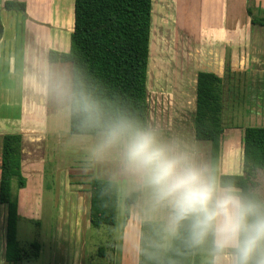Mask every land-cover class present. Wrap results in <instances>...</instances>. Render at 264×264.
<instances>
[{"label": "rangeland", "instance_id": "rangeland-1", "mask_svg": "<svg viewBox=\"0 0 264 264\" xmlns=\"http://www.w3.org/2000/svg\"><path fill=\"white\" fill-rule=\"evenodd\" d=\"M158 14H160L159 11ZM163 15L168 16L166 12ZM167 19L173 20V16L171 18L169 15ZM205 21L203 17V31ZM156 22L157 17L155 16L154 23ZM180 22L184 27L186 26L183 20L180 19ZM71 24H73V19L69 17L64 29ZM165 28L167 30L163 38L158 37V30L155 31V27L150 31L149 46L152 45V48L147 65L148 128L156 131L163 140L178 143L184 150L193 153L199 161L210 167V146L208 143L194 140L191 117L194 107L195 75L197 71L207 68V62H213V60H207L205 54L196 57L195 50L187 52L184 50L185 45L183 47V44L178 42V51L173 50L172 28ZM183 31L182 29V35H184ZM153 37L156 43L153 42ZM260 50L264 52V43ZM243 62L244 59L240 57L239 63ZM250 63V67L253 66L256 69L262 67L257 74H263L262 85L264 86L263 64L254 61ZM66 87L71 88L69 72L64 74L61 95L54 91L52 95L55 97L51 96L49 103L40 113L41 118L48 114L49 121L44 126L46 131L43 134L44 144L37 148L35 154L32 152L33 157L39 163H35L29 169L27 166L23 168L21 161L20 171L24 187L18 189L15 179L11 183V199L18 202L19 197H22L21 208L19 207L22 216L19 214L17 222L19 246L29 257L32 252L30 245H39L38 259L27 260L21 264H57V260L62 257L59 244L62 243V248L66 250H71L77 244L73 242L78 237L73 235L77 227L83 231L81 245L78 243L80 245L78 264H139L142 225L152 223L164 226L166 213L151 206L148 190L141 186L137 177L123 170L118 152H97L95 141L90 145L84 143L90 141L92 137L69 134V106L64 102L62 95ZM254 93L255 90L250 87L246 91L245 98L251 96L250 98L253 99ZM254 96H258L256 102L260 109L256 111L258 114L251 117L242 116L243 114L236 112L230 99L224 98L223 121L226 130L220 149L218 165L220 174H241L243 130L245 127L264 126V89L261 92L258 90V94ZM247 103L250 105L251 102ZM15 113L14 111L13 114ZM63 131H66L65 137L59 134ZM35 155L42 159H38ZM63 168L65 171L69 169L70 178H67ZM64 174L66 177L64 176L63 179ZM86 176L118 183L119 206L115 227L104 226L98 230L89 227V194ZM257 181L259 183L258 193L264 198L263 176L259 175ZM20 190L23 193L18 197ZM133 192H139L140 195L137 203L131 208L129 219L124 223V199ZM5 223L6 209L0 206V255L3 264H6L3 253ZM60 228L68 230V233L57 235ZM174 237L164 232L163 248L165 250L171 246ZM58 238L69 239L68 244L66 241L58 242ZM99 247L103 250L104 257L102 258L98 255ZM200 260V264H207V253H201ZM73 262H75L74 259L70 264Z\"/></svg>", "mask_w": 264, "mask_h": 264}, {"label": "trees", "instance_id": "trees-1", "mask_svg": "<svg viewBox=\"0 0 264 264\" xmlns=\"http://www.w3.org/2000/svg\"><path fill=\"white\" fill-rule=\"evenodd\" d=\"M5 10L25 13L21 3L6 2ZM152 0H74L73 30L67 53L50 52V64L71 67V90L90 98L104 119L127 117L148 128L147 65L151 28ZM250 22L264 27V16L256 17L247 9ZM0 24V40L2 38ZM223 81L212 73L199 72L196 80L195 112L192 117L194 140L210 146V168L219 181L233 185L245 194L264 200L258 193V176L264 178V127H246L242 133L240 175H222L218 170L225 128L222 123ZM69 134L96 136L79 112L69 111ZM21 137L2 139L0 159V205L7 209L5 223L6 264H21L39 257V245L32 244L29 257L17 241V201L11 199V183L24 187L20 171ZM88 222L91 229L115 227L119 198L118 183L91 179L89 183ZM139 192L124 199V223L137 203ZM164 231L160 224L144 223L140 231L139 264H200L207 246L194 248L183 228L168 250L163 248ZM98 255L103 250L98 248ZM28 257V258H27ZM31 258V259H30Z\"/></svg>", "mask_w": 264, "mask_h": 264}, {"label": "crops", "instance_id": "crops-1", "mask_svg": "<svg viewBox=\"0 0 264 264\" xmlns=\"http://www.w3.org/2000/svg\"><path fill=\"white\" fill-rule=\"evenodd\" d=\"M6 2L23 4L25 13L5 10ZM73 5L74 0H0V24L3 32L0 40V159L3 137L18 135L21 137L23 168L27 166L31 169L35 163H39L32 152L35 154L37 148L44 144L43 134L46 132L44 126L49 121V115L40 117L43 107L49 103L51 96L55 97L52 95L54 91L61 93L66 72L70 73L72 79L70 65H51L48 57L50 52L67 53L69 51L73 24L64 28L68 18L73 19ZM247 9L252 10L256 17L264 16V0H152L150 31L155 27V31L158 30V37L163 38L167 30L165 27L172 28L173 50H177L178 42L183 44V47L185 45L184 50L187 52L195 50L196 57L205 54L207 60H213V62H207V68L197 71L195 75L193 113L195 112L197 74L212 73L223 81V127L225 97L230 99L235 111L243 114L242 116L251 117L258 114L256 111L260 109L256 102L258 96L254 95L258 94V90L261 92L264 89L263 74H257L262 67L257 69L250 67V61L262 63L264 66V52L260 50L264 43V27L251 24ZM164 12L171 18L173 16V20L167 19L168 16H164ZM155 16L156 23H154ZM203 17L206 19L204 31ZM180 19L185 22V27ZM182 29L184 35L181 34ZM153 42L156 43L154 37ZM151 48L152 45L149 46V53ZM240 57L244 59L242 64L239 63ZM250 87L255 90L253 99L250 98L251 96L245 98L246 91ZM249 101L250 105L247 103ZM14 111L15 114H13ZM242 121H244L243 118ZM191 127L193 129V124ZM59 134L65 137L66 131ZM89 137H92L91 140L84 143L90 145L95 141L96 146L97 136ZM37 158L42 159L43 154L42 158ZM68 171L69 169L65 171L63 168L67 178H70ZM64 176L65 174L63 179ZM86 178L89 194V183L95 177L86 176ZM22 193V190L18 191V197ZM21 198L19 197L20 202L19 199L17 202L18 216L19 214L22 216ZM0 206L6 209L5 206ZM64 232L67 234L68 230L60 228L57 235H63ZM73 235L78 237L74 239V244H77L71 250L61 246V242L67 243L69 239L58 238V242L61 243L59 250L62 257L57 260V264H70L73 259L75 260L73 264H76V261L78 264L83 231L77 227ZM0 264H3L1 255Z\"/></svg>", "mask_w": 264, "mask_h": 264}, {"label": "clouds", "instance_id": "clouds-1", "mask_svg": "<svg viewBox=\"0 0 264 264\" xmlns=\"http://www.w3.org/2000/svg\"><path fill=\"white\" fill-rule=\"evenodd\" d=\"M69 111L96 131L95 151H116L123 170L148 190L151 206L166 213L164 232L183 228L189 246H207V264H264V200L222 184L209 165L178 143L135 121L104 119L87 96L62 93Z\"/></svg>", "mask_w": 264, "mask_h": 264}]
</instances>
